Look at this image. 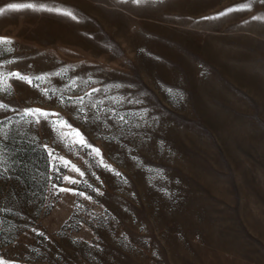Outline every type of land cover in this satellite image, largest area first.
Returning <instances> with one entry per match:
<instances>
[{
    "label": "rangeland",
    "instance_id": "rangeland-1",
    "mask_svg": "<svg viewBox=\"0 0 264 264\" xmlns=\"http://www.w3.org/2000/svg\"><path fill=\"white\" fill-rule=\"evenodd\" d=\"M27 2L0 0V36L11 38L0 44V61L17 58L0 63V73L67 72L47 77L51 84L34 80L40 88L10 78V91H0L12 106L0 109L7 124V138L0 136V257L15 264H264V21L249 19L264 16V4L31 0L78 19L5 7ZM244 2L253 8L214 16ZM89 75L98 83L65 87L70 76ZM108 84L124 86L112 94L144 93V104L123 108L149 107L159 122L106 140L74 115V105L41 91L55 86L78 96ZM25 107L58 112L122 175L97 167L89 150L66 148L49 121L20 120ZM45 143L85 175L61 167L57 180ZM69 187L94 199L59 190Z\"/></svg>",
    "mask_w": 264,
    "mask_h": 264
},
{
    "label": "snow or ice",
    "instance_id": "snow-or-ice-1",
    "mask_svg": "<svg viewBox=\"0 0 264 264\" xmlns=\"http://www.w3.org/2000/svg\"><path fill=\"white\" fill-rule=\"evenodd\" d=\"M122 3H129L132 5H142L147 3H157L162 2V0H120ZM261 4H264V0H260ZM7 9L19 10V9H32V10H47L49 12H55L67 15L72 17L73 19H78V17L67 8H62L59 6H50L47 3H34L29 0L27 3H8L5 6ZM253 8V4L251 2H244L240 4L233 5L228 7L220 12L214 14L215 17L224 16L229 12L234 10H251ZM5 8L0 7V14H3ZM250 20H259L264 21V16L253 15L249 18ZM242 23H248V21H242ZM11 43V38L6 36H0V44L2 43ZM17 58L13 57L12 60L0 61V63H11L13 60ZM70 67H75L74 65ZM67 72V67L61 68L59 71L55 73H40L36 76H32L29 74L21 73L20 71H7L0 73V91H10L12 88L11 83L9 82L10 78H16L20 81L27 82L29 85H33L34 87L40 88V83L34 84L33 81H39L41 83L47 82L51 84L50 80H46L47 77L52 75L61 76L63 73ZM77 80H80L85 86L88 82L98 83L95 81L94 77L87 76V78L80 76H70L68 78V84L65 86L66 88H76ZM115 88L124 87L121 84H108V85H98L97 87H90L87 90L82 89V94L78 96H67L63 94L62 91L53 86L51 89L43 88L41 89L42 93L48 96L49 99H52L53 96H58L60 103L74 105V115L83 120L86 123H91L96 125V129L99 132L100 136L106 140H116L120 141V137L126 135H134L132 132V128H139L145 124L158 123L159 117L155 115H150L152 109L149 107H140V108H132V109H124L123 104H144L145 101L140 97L144 95V93L133 94L127 97L121 93L112 94L111 90ZM174 91L179 93L180 98H183V94L179 92V90H173L171 88L168 89V92L172 94ZM97 93H103V95H96ZM108 101L111 104L107 103ZM11 105L5 104L0 101V109H9ZM19 119L24 121L25 123L37 126L40 124L41 120L49 121L50 127L57 134V140L63 142L64 146L69 150H77L86 149L87 155L91 157L96 162L97 167H103L104 169L112 172L117 177H120L122 174L115 169L111 164L107 162L105 159L101 149L86 138L85 134L81 132V130L77 127H74L68 120L64 119L58 112L50 109H44L40 107H25L21 112L17 113ZM111 121V123H110ZM12 123V121H8V124ZM7 124L0 122V136L4 139L7 138ZM67 129L68 131H65ZM115 129V131H113ZM146 139H150L151 137H145ZM38 137L33 138V142H36ZM42 147L47 149V158H48V167L49 169L56 175V179L59 180L61 177L58 175L61 171V167L67 168L71 166L76 172L80 174V176H84L85 173L81 171L76 164L67 160L64 156L60 155L58 152H55L53 148H50L47 143L43 144ZM131 151V150H130ZM4 159L2 153H0V161ZM138 159V157H137ZM158 172H163V169H158ZM92 175L96 176V179L100 181L102 184L99 175H96L95 172ZM63 180L71 181L72 183H79L75 177L64 175ZM127 183V180L124 181ZM86 186L90 189H94L95 193L102 196L104 195L103 191L99 187H95L93 184L89 183L87 180L84 181ZM59 187L57 184H53V188ZM60 191L75 193L78 196H84L88 200H93L94 197L92 195H88V193L79 191L77 188H60ZM163 191L167 192V189H163ZM98 202V201H97ZM38 231V230H37ZM99 247V245H97ZM0 264H15L13 261H6L3 257H0Z\"/></svg>",
    "mask_w": 264,
    "mask_h": 264
}]
</instances>
